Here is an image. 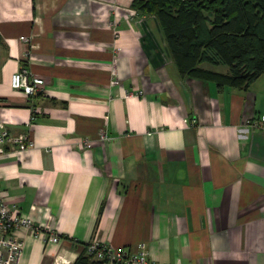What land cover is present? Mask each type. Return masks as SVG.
Segmentation results:
<instances>
[{"label":"crops","instance_id":"crops-1","mask_svg":"<svg viewBox=\"0 0 264 264\" xmlns=\"http://www.w3.org/2000/svg\"><path fill=\"white\" fill-rule=\"evenodd\" d=\"M132 2L0 0V120L34 143L0 155V196L61 237L16 228L19 264H72L93 239L148 264H264V72L245 90L181 77ZM21 67L33 96L10 86Z\"/></svg>","mask_w":264,"mask_h":264},{"label":"trees","instance_id":"trees-1","mask_svg":"<svg viewBox=\"0 0 264 264\" xmlns=\"http://www.w3.org/2000/svg\"><path fill=\"white\" fill-rule=\"evenodd\" d=\"M132 7L156 17L181 77L245 90L264 72V0H133ZM103 263L84 253L72 264Z\"/></svg>","mask_w":264,"mask_h":264},{"label":"built area","instance_id":"built-area-1","mask_svg":"<svg viewBox=\"0 0 264 264\" xmlns=\"http://www.w3.org/2000/svg\"><path fill=\"white\" fill-rule=\"evenodd\" d=\"M43 83L40 78L30 77L25 67H21L10 78L11 88L21 90L27 96H33ZM32 111L28 122L25 124L27 128L36 119V110L33 109ZM184 122L195 124V120L191 119H184ZM254 124L264 130V117L257 119ZM99 139L102 141L107 140L106 134H100ZM81 144L82 146L88 145L90 141L84 139ZM33 146L34 143L29 133L12 135L7 124L0 120V155L4 154L8 147L11 148L12 152H24ZM16 228H26L34 236L44 234L46 243L56 244L61 241V237L50 231L48 227L40 226L33 220L21 216L16 206L7 204L0 196V264H19L22 244L13 234ZM82 246L86 255L106 263L148 264V253L144 244H139L135 253L128 248L114 249L102 245L98 239H93Z\"/></svg>","mask_w":264,"mask_h":264},{"label":"rangeland","instance_id":"rangeland-1","mask_svg":"<svg viewBox=\"0 0 264 264\" xmlns=\"http://www.w3.org/2000/svg\"><path fill=\"white\" fill-rule=\"evenodd\" d=\"M171 60H172V57H171ZM172 61H173V60H172ZM205 67H207V68H208L209 66H205ZM222 67H223V68H225L224 66H220L219 68H217V70H220V69H222Z\"/></svg>","mask_w":264,"mask_h":264}]
</instances>
